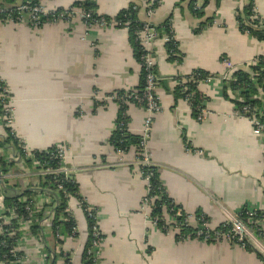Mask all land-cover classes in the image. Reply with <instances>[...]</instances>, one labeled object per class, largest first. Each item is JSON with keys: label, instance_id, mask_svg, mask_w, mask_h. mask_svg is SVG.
I'll return each instance as SVG.
<instances>
[{"label": "crops", "instance_id": "1", "mask_svg": "<svg viewBox=\"0 0 264 264\" xmlns=\"http://www.w3.org/2000/svg\"><path fill=\"white\" fill-rule=\"evenodd\" d=\"M44 3L52 9L87 4L97 16L108 19L138 4L137 19L147 20L140 0ZM195 5L202 7L203 0H195ZM241 6L242 0H210L203 12L204 18L214 17L213 22L199 32L200 21L188 3L180 0H161L151 19L157 26L171 24L178 61L170 59L162 39L154 42L161 109L152 120L146 151L167 195L188 215L191 228L198 226L197 214L216 229L224 222L223 209L264 213V139L254 134L250 120L238 115L234 104L224 98L222 81L198 84L205 97L202 121L185 99L173 93L176 77H188L195 71L223 76L264 56V41L238 30L235 17ZM255 8L264 19V0H255ZM0 79L9 92L14 129L22 146L32 151L57 145L65 148V164L77 183L79 198L95 211L103 237L98 264H264L254 253L227 241L177 242L173 227L164 234L147 221L145 182L137 166L130 163L135 148L119 161L110 143L118 106L112 102L98 105L93 98L94 94L103 97L135 90L141 84L140 66L126 29L88 27L79 17L69 24L44 25L38 30L0 20ZM127 116L128 132L140 137L144 110L129 106ZM4 138L0 116V142ZM0 160L10 165L13 177L8 184L14 193L37 189L36 169L27 167L17 151L0 146ZM45 198L39 194L34 199L36 208L49 205ZM79 204L78 197L68 199L67 212L75 228L70 235L62 234L60 242L49 227L38 239L22 227L19 262L8 264H50L54 255L61 254L69 255L71 264H83L88 229ZM164 217L173 225L171 218ZM62 262L63 258H57V264Z\"/></svg>", "mask_w": 264, "mask_h": 264}, {"label": "built area", "instance_id": "2", "mask_svg": "<svg viewBox=\"0 0 264 264\" xmlns=\"http://www.w3.org/2000/svg\"><path fill=\"white\" fill-rule=\"evenodd\" d=\"M143 5V12L145 17L147 18L146 22H142L140 28L137 29L135 27L133 30V34L135 36V41L140 46V58H139V66L140 71L143 74V89L141 91L136 90H128L122 92H113L103 97H98L94 94V103L98 105H105L106 103H115L118 106L120 112L119 121L117 124L118 131L124 133L128 130L127 123L125 121L128 119L127 109L129 106H136L144 110L146 114L145 121L143 123V130L140 136V142L138 146L135 148V157L134 161L130 162L137 166L138 171L141 176L140 168L149 169L151 167H155L156 165L150 160V157L146 151V142L149 138L151 131V124L153 118L160 112L161 104L160 98L157 94V86H158V77L155 74V59L152 55V47L154 42L157 39H162L165 44L177 43L175 34L172 30L171 24H169V31L165 29V27H161L158 29L157 25H154L151 21L153 14L156 8L160 5L161 0H140ZM254 1V10L255 8V0ZM141 10L138 4H133L131 10L127 8L123 17L120 20L116 18L110 19L109 21L105 19L103 16H95L93 17V13L91 11H86L82 6L78 7H69L67 9H52L49 8L44 0H23L18 4H10V5H2L0 4V20L4 23L14 24V25H25L33 30L41 29L44 25H53V24H69L75 18L79 17L86 26L90 27L92 25H97L99 27H108L113 25L114 27H119L126 29L129 31L132 29V25L135 23V20L132 19V12H139ZM258 14V13H257ZM252 16L250 19H253ZM233 69H230L226 74L221 76L220 80H230ZM217 80L211 77H207L205 79V83H211ZM195 81V80H194ZM255 83V81L253 80ZM176 85H183L185 80L182 82L175 81ZM200 83V82H199ZM198 83V84H199ZM192 93L186 96L185 101L189 104ZM260 100L264 105V94L260 91ZM0 104L2 105V110L0 113L1 122L5 129L9 130L10 134L18 140L22 145V141L18 139L17 134L14 129V108L10 101V96L7 87L2 79H0ZM190 106V104H189ZM244 113L250 114V122L253 127V132L255 135L261 136L264 139V125L261 122V117H264V113L261 110H252L248 107L243 109ZM238 115H240L238 113ZM206 116L204 103L199 106L198 113L196 119L198 121H202ZM242 116V115H240ZM115 127V128H116ZM52 151L49 152L50 161H56L57 167H47L43 168L41 162L35 159V151L29 150L22 146V150L24 151V157L31 161V165L36 169V175L44 176L50 175L54 176V182L57 184L56 194L59 191L63 190L62 183L64 181H70L72 176L70 169L65 164L66 160V150L62 146L52 147ZM129 151V150H128ZM128 151L115 150V153L118 155L119 161H122L123 156ZM16 158V157H14ZM48 164V163H46ZM152 174L148 172L144 178H142L145 182V195L143 198V206L147 208L150 212L152 203L155 200H159V196H151L149 179ZM12 173L7 172L3 174L0 172V182L3 183L4 180L12 179ZM4 185V183H3ZM38 185V184H37ZM36 185V186H37ZM39 186H37L38 189ZM36 188V187H34ZM40 188V187H39ZM2 187L0 186V236H9L14 237L13 232L6 231L4 227L9 224L11 221V217L7 216L8 210L5 209L3 205V195H2ZM66 192L64 191V194ZM44 200H47L46 204L55 205V201L51 198L47 192L42 193ZM67 196V194H65ZM79 206L82 209L84 205V211L88 214L90 218L97 220L96 213L90 207H88L84 201H79ZM68 206L66 209L67 212ZM26 211L29 212V208H26ZM241 212L231 213L230 211L223 209V215L225 217L224 222L221 224L222 229H211L208 226V221H205L203 218L199 220L201 223L195 229V239L204 243L208 241L211 242H220L227 241L231 244L237 245L243 249L246 246L252 247L254 250L259 252L264 256V213L260 216H257V211H253L251 209H246L244 215L245 218L242 217ZM48 213V212H47ZM46 213V214H47ZM49 218L45 220V222L50 221V216H52V212L48 213ZM176 216H180V212H176ZM188 219V217H187ZM147 221L156 227V223L158 220H151L150 214L147 218ZM173 225H169L167 228V232L170 227L174 228L175 235H177L180 231L179 227L176 225L173 219L169 221V223ZM198 222V221H197ZM188 223V222H187ZM168 224V223H167ZM22 227H29L28 223H24L20 225V230L22 231ZM8 233V234H7ZM43 233V230L42 232ZM55 239H61L60 228H57L55 231ZM23 236V235H22ZM20 236L14 242V247H12L8 253L9 257L14 259V262H19V253L18 248L21 243L24 241L23 237ZM103 238L101 237L100 231L98 229L97 223L93 228V242L91 247L89 248L88 254L93 257L94 261H98V253ZM190 240L189 237L185 241ZM71 262V261H70ZM1 264H8V257L6 255L2 256L0 259ZM64 263V259L62 264Z\"/></svg>", "mask_w": 264, "mask_h": 264}, {"label": "trees", "instance_id": "3", "mask_svg": "<svg viewBox=\"0 0 264 264\" xmlns=\"http://www.w3.org/2000/svg\"><path fill=\"white\" fill-rule=\"evenodd\" d=\"M23 0H0V4L2 5H10V4H18ZM182 3H188L189 9L192 10L193 15L200 21L198 27L196 28V32H199L201 28L212 24L214 17L204 18V8L209 4L210 0H203L202 7H197L195 5V0H180ZM240 1V0H239ZM82 6L86 11H91L93 13V17L97 16L94 12V9L87 4H77L74 7ZM132 5L128 7L129 11L131 10ZM140 10V9H139ZM126 10L121 12L116 19L120 20L123 17ZM137 12H132V19L135 20V23L132 25V29L128 31L130 36V41L132 47L135 52L136 60L139 62L140 58V46L135 41V36L133 34L134 28H140L142 22L137 19ZM252 16L253 19H250ZM106 20H110L105 17ZM238 30L243 33L251 36L257 41H264V19H262L254 10V1L253 0H242V6L237 11V15L235 17ZM158 29L161 27H165L167 31H169V22L167 21L163 25L157 26ZM167 52L170 56V59H176L174 56L177 55V43L166 44ZM178 61V60H177ZM141 73L142 81L138 89L136 91H141L143 89V74ZM155 74L156 67H155ZM158 77V76H157ZM207 77H211L213 79H220L221 76L214 74H207L203 71H195L188 77H176L175 80L178 82H182L185 80L186 83L183 85H176L174 88V95L186 99V96L192 93L189 104L192 110L193 115L196 117L198 113V108L202 103H204L205 97L198 91L197 86L199 82H204ZM195 80V81H194ZM255 81V83L253 82ZM223 84V96L225 99L231 101L237 113L250 119L251 115L244 113L243 109L248 107L252 110L262 109L264 113V105L260 100V91L264 94V56H258L255 58L252 64L239 67L235 69L231 74L230 80H222ZM122 92V91H121ZM230 93V94H229ZM229 94V95H228ZM231 98V99H230ZM2 110V105L0 104V113ZM120 110L118 114V119L116 122V126L120 117ZM261 122L264 125V117H261ZM128 124V119L125 121ZM119 128V127H118ZM116 127L111 135L110 143L113 146L114 150H122L128 151L131 147L138 146L140 142L139 136H132L128 132V130L124 133L118 131ZM10 146L18 154L23 158V162L27 167L31 166V161L24 157V151L22 150V144L16 140L9 132V130L5 129V138L0 142V146ZM53 149L45 150V151H35V159L42 163L43 168L47 167H57L56 161H50L49 152ZM48 163V164H46ZM9 164L4 163L0 160V172L6 174L9 172ZM141 177L144 178L146 174L151 173L152 176L149 179V186L151 191V196H159V200H155L152 203V207L150 210V219L158 220L156 223V227L159 231L166 234L167 228L169 224H167V220L165 219V215L174 220L175 226L177 225L180 229L179 233L175 235V240L177 242H183L189 237L190 240H194L195 237V229L191 228L187 223L188 215L183 213V211L173 203V201L167 195L165 188L159 178L158 168L151 167L149 169L140 168ZM55 177L50 175L38 176L37 182L39 184V189H32L27 192L22 193L21 195L18 193H14V188H12L8 181L4 180V188L2 189L3 195V205L6 210H8L7 216L11 217V221L8 225L4 227L6 231L13 232L14 237H9L7 235L0 236V259L2 256L6 255L8 257V263L14 262V259L9 257L8 253L12 247H14V242L20 236H22V231L20 230V225L24 223H28L29 231L31 235L35 238H39L42 230L45 227H49L50 231H52L53 237L55 236V231L57 228H60V233L71 234L72 229L75 228V220L72 215H68L65 211L67 209V203L69 198L78 197L79 201H82L79 198L77 183L73 176H71L70 181H64L62 183L63 190L59 191L56 194L57 184L54 182ZM66 192L67 196L64 194ZM47 192L48 195L54 199L55 205H44L43 209L36 208L34 199L38 197L39 194ZM26 208H29V212L26 211ZM83 213L87 220V229H88V239L86 243V247L84 250V254L82 257L83 264H98V261H94L93 257L88 254L89 248L93 242V228L96 226V220L90 218L88 214L84 211L83 205ZM246 209H243L241 215L243 218ZM52 212V216H50V221L45 222L46 219L49 218L48 213ZM176 212H180V216H176ZM47 213V214H46ZM262 213L257 211V216H260ZM203 218L205 221L208 219L200 214L196 215V219L198 221V225L201 223L199 220ZM45 224V226H44ZM42 225V226H41ZM216 229H222V225ZM7 233V234H8ZM102 237V235H101ZM103 238V237H102ZM57 242H60L57 240ZM207 243H214L208 241ZM245 250L252 252L256 255V257L264 263V256L259 252L254 250L250 246H246ZM19 255V254H18ZM57 258H63V264H71L69 255H54L53 259L50 261V264H57ZM49 259V258H48Z\"/></svg>", "mask_w": 264, "mask_h": 264}, {"label": "water", "instance_id": "4", "mask_svg": "<svg viewBox=\"0 0 264 264\" xmlns=\"http://www.w3.org/2000/svg\"><path fill=\"white\" fill-rule=\"evenodd\" d=\"M161 82H165V81H161ZM0 186L2 187V188H4V185H3V183L2 182H0Z\"/></svg>", "mask_w": 264, "mask_h": 264}, {"label": "rangeland", "instance_id": "5", "mask_svg": "<svg viewBox=\"0 0 264 264\" xmlns=\"http://www.w3.org/2000/svg\"><path fill=\"white\" fill-rule=\"evenodd\" d=\"M96 223H97V220H96Z\"/></svg>", "mask_w": 264, "mask_h": 264}]
</instances>
